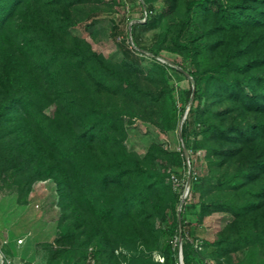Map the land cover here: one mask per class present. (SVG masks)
Returning a JSON list of instances; mask_svg holds the SVG:
<instances>
[{
	"label": "trees",
	"instance_id": "16d2710c",
	"mask_svg": "<svg viewBox=\"0 0 264 264\" xmlns=\"http://www.w3.org/2000/svg\"><path fill=\"white\" fill-rule=\"evenodd\" d=\"M97 3L0 0V179L12 172L25 193L54 183L62 219L72 218L56 242L75 250L76 264L89 246L94 260L105 253L102 264H179V238L183 264H264V0H136L143 22L130 23L131 47L120 37V63L68 32L73 11ZM147 29H156L149 45ZM120 34L114 24L111 37ZM171 72L188 79L179 95ZM187 108L188 156L157 143L142 158L127 150V125L167 134ZM198 152L201 177L190 159ZM188 170L196 225L231 217L212 241L187 229ZM123 248L137 253L116 255Z\"/></svg>",
	"mask_w": 264,
	"mask_h": 264
},
{
	"label": "rangeland",
	"instance_id": "374dc122",
	"mask_svg": "<svg viewBox=\"0 0 264 264\" xmlns=\"http://www.w3.org/2000/svg\"><path fill=\"white\" fill-rule=\"evenodd\" d=\"M93 6H97L98 11L89 17L86 16ZM162 6V2H155L158 12L163 10ZM73 16L76 24L68 28L69 34L86 40L94 51L113 63H120L123 60L117 44L120 37L128 36L130 23L143 22L141 10L136 5V0H98L96 5L77 8L73 11ZM129 16L134 20L130 22ZM114 24L121 31L120 36L116 39L110 35ZM155 34L156 29L143 31L141 43L149 45ZM126 41L130 46L129 36ZM164 55L165 60H178L174 55L167 53ZM143 56L138 66V71L142 74L152 64L149 54L145 53ZM159 60L163 63L166 62L163 59ZM170 83L175 85V94L186 89L189 84L188 79L181 78L174 72H171ZM126 131L127 138L124 145L129 152L135 153L140 158L145 155L147 148L152 143H157L168 150H178L182 147L178 130L163 134L150 124L136 121L127 125ZM186 154L188 155V152ZM190 159L195 176H204L206 167L201 152L191 155ZM15 182L17 181L12 177V172L0 179V236L8 240L4 248L6 254L18 264H76L77 254H74L75 250L70 248L68 251L69 247L56 242L63 233V228L72 223V218L67 214V217L62 219L60 199L54 183L51 180L36 181L25 193V187H18ZM186 188L188 187L185 183L183 194ZM185 197L187 199L185 219L189 223L187 229H194L198 237L202 236L207 241L214 240L216 235L224 230L231 217L228 214L215 213L204 218L201 226L198 227L195 223L194 212L188 209L191 203L197 202V196L187 192ZM167 214L171 219L169 210ZM154 225H157V221L154 222ZM19 239L22 240L21 244H17ZM81 239H78L79 243ZM156 246L160 247V240ZM140 248L141 246L138 245L137 251ZM92 249L91 246L84 249L86 252L85 264H102L105 253H102L101 260L97 261L91 257ZM121 252L125 253L126 256L137 253L133 249L125 250L123 248L118 249L116 255L119 254L118 256H120ZM151 257L157 261V252H153ZM210 263L213 264V261Z\"/></svg>",
	"mask_w": 264,
	"mask_h": 264
},
{
	"label": "built area",
	"instance_id": "2783aa9c",
	"mask_svg": "<svg viewBox=\"0 0 264 264\" xmlns=\"http://www.w3.org/2000/svg\"><path fill=\"white\" fill-rule=\"evenodd\" d=\"M187 153V152H186ZM185 153V154H186ZM186 156H188L187 154H186ZM187 192H188V190H187ZM7 243H8V240H6V239H4V238H2L1 236H0V264H18V263H16L12 258H10L7 254H6V252H5V246L7 245ZM22 243V240L21 239H19V240H17V244H21ZM178 245H179V247H181L180 246V242H179V239H178ZM179 258V257H178ZM179 260V259H178ZM158 262H162V258L161 257H159L158 256V260H157ZM206 264H212V263H210V261L208 262V261H206Z\"/></svg>",
	"mask_w": 264,
	"mask_h": 264
},
{
	"label": "water",
	"instance_id": "95a60500",
	"mask_svg": "<svg viewBox=\"0 0 264 264\" xmlns=\"http://www.w3.org/2000/svg\"><path fill=\"white\" fill-rule=\"evenodd\" d=\"M129 29H130V25H129ZM187 110H188V108L183 113L181 121H180L179 126H178V136H179V138H181V136H180L181 124H182L183 120L186 117ZM182 149L186 153V149L184 148L183 144H182ZM187 173H188V175H187V184L186 185L188 187V183H189V180H190V171L188 170ZM187 190H188V188H186L185 191H184L185 195L187 194ZM184 194L182 195V198H181V204L184 202V198H185ZM179 211H180V209H178V214H179ZM179 242H181V238H179ZM178 259H179V264H183L181 247H179V258Z\"/></svg>",
	"mask_w": 264,
	"mask_h": 264
}]
</instances>
